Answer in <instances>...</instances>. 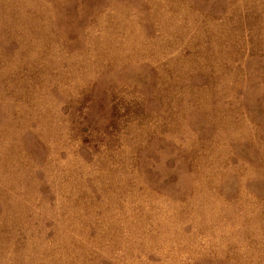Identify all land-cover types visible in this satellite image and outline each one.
<instances>
[{
    "label": "rangeland",
    "instance_id": "rangeland-1",
    "mask_svg": "<svg viewBox=\"0 0 264 264\" xmlns=\"http://www.w3.org/2000/svg\"><path fill=\"white\" fill-rule=\"evenodd\" d=\"M0 264H264V0H0Z\"/></svg>",
    "mask_w": 264,
    "mask_h": 264
}]
</instances>
